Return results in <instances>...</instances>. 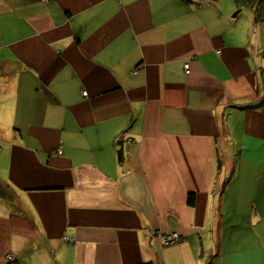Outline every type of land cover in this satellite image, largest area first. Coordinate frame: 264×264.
I'll use <instances>...</instances> for the list:
<instances>
[{
	"label": "crops",
	"instance_id": "1",
	"mask_svg": "<svg viewBox=\"0 0 264 264\" xmlns=\"http://www.w3.org/2000/svg\"><path fill=\"white\" fill-rule=\"evenodd\" d=\"M0 183V264H264V21L0 0Z\"/></svg>",
	"mask_w": 264,
	"mask_h": 264
},
{
	"label": "trees",
	"instance_id": "2",
	"mask_svg": "<svg viewBox=\"0 0 264 264\" xmlns=\"http://www.w3.org/2000/svg\"><path fill=\"white\" fill-rule=\"evenodd\" d=\"M237 3L241 6H245L247 8L253 9V11L255 13V21L256 22H263L264 21V0H237ZM120 157L122 158L123 155L121 154ZM0 187H2L1 183H0ZM195 201L196 200H195L194 193L189 194V199H188L189 204L194 205ZM168 235H170V234H165L163 239L168 237ZM180 241H181V237H180V240L178 242H180ZM178 242H169V243H165V244L171 245V244H175ZM7 259H8V257H7ZM8 260L12 261L10 259H8ZM136 264H157V263L154 262V260H144V261H141V262L136 263Z\"/></svg>",
	"mask_w": 264,
	"mask_h": 264
},
{
	"label": "built area",
	"instance_id": "3",
	"mask_svg": "<svg viewBox=\"0 0 264 264\" xmlns=\"http://www.w3.org/2000/svg\"><path fill=\"white\" fill-rule=\"evenodd\" d=\"M46 1V0H45ZM185 68H186V71L187 72H189V69H190V65H189V63H186L185 64ZM135 72V71H134ZM83 94H85V95H87V91L86 90H84L83 91ZM62 149L61 148H59L58 150H57V153L58 154H62ZM66 239H71L70 237H65ZM180 240V235L178 234V233H176V232H174V234H170V235H168V237H166L165 239H164V243H169V242H178ZM7 257H8V259H10V260H13L14 259V257H13V255H11V254H9V255H7Z\"/></svg>",
	"mask_w": 264,
	"mask_h": 264
},
{
	"label": "water",
	"instance_id": "4",
	"mask_svg": "<svg viewBox=\"0 0 264 264\" xmlns=\"http://www.w3.org/2000/svg\"><path fill=\"white\" fill-rule=\"evenodd\" d=\"M239 12H240L239 10H238V11H236V12L234 13V15H233V16L237 15Z\"/></svg>",
	"mask_w": 264,
	"mask_h": 264
},
{
	"label": "rangeland",
	"instance_id": "5",
	"mask_svg": "<svg viewBox=\"0 0 264 264\" xmlns=\"http://www.w3.org/2000/svg\"><path fill=\"white\" fill-rule=\"evenodd\" d=\"M227 209V208H226ZM177 233V232H176ZM172 234H174V233H172ZM164 242V241H163Z\"/></svg>",
	"mask_w": 264,
	"mask_h": 264
}]
</instances>
